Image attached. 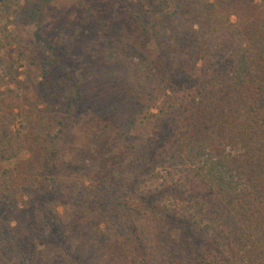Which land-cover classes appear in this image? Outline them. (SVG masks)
Here are the masks:
<instances>
[{
	"label": "trees",
	"instance_id": "trees-1",
	"mask_svg": "<svg viewBox=\"0 0 264 264\" xmlns=\"http://www.w3.org/2000/svg\"><path fill=\"white\" fill-rule=\"evenodd\" d=\"M50 1L19 53L44 107L11 130L0 96V160L27 153L0 170V264H264V0H108L86 83L53 75ZM78 108L93 124L66 147Z\"/></svg>",
	"mask_w": 264,
	"mask_h": 264
},
{
	"label": "rangeland",
	"instance_id": "rangeland-1",
	"mask_svg": "<svg viewBox=\"0 0 264 264\" xmlns=\"http://www.w3.org/2000/svg\"><path fill=\"white\" fill-rule=\"evenodd\" d=\"M35 3L36 0H30L28 3L25 0H0V58L4 62H11L18 72L17 82L0 76V96H17L5 109L6 114L13 118L11 130L17 129L19 124L25 126L30 123L34 116L29 112L30 108L44 107L36 91V81L39 77L36 80L35 71L24 68V57L19 56V53H30L38 46L33 43V27L26 19L28 7ZM109 12L108 0H52L44 4L37 19L41 26L40 33L55 46L58 56V63L53 69L54 76L61 77L66 67L75 83H86L90 80L89 70L101 71L104 67V57L93 43H96V40L98 43L106 33L112 34V18ZM104 23L108 26H104ZM107 37L108 35L105 43L110 41ZM44 53L48 55V51ZM57 85L66 89V92L69 91L66 84L58 81ZM85 103L83 109L90 101ZM83 109L78 108L68 122L70 127L68 137H65L66 147H69V143H77L78 137L86 133L85 127H92L93 121L89 120L91 113L84 112ZM26 156V151H21L15 158L0 160V170L10 168ZM57 210L62 218H66L72 208L64 202ZM85 215L90 217L92 213L86 211Z\"/></svg>",
	"mask_w": 264,
	"mask_h": 264
}]
</instances>
